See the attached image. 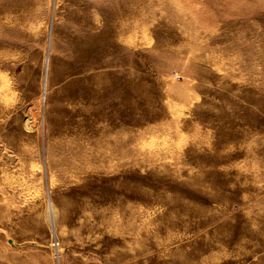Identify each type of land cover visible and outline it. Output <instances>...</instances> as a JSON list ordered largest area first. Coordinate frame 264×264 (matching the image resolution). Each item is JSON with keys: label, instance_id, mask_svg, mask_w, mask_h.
I'll return each instance as SVG.
<instances>
[{"label": "rangeland", "instance_id": "rangeland-1", "mask_svg": "<svg viewBox=\"0 0 264 264\" xmlns=\"http://www.w3.org/2000/svg\"><path fill=\"white\" fill-rule=\"evenodd\" d=\"M0 264H264V0H0Z\"/></svg>", "mask_w": 264, "mask_h": 264}]
</instances>
